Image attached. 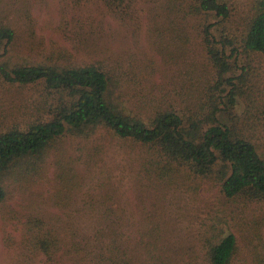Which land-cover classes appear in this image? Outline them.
Returning <instances> with one entry per match:
<instances>
[{"label":"trees","instance_id":"trees-1","mask_svg":"<svg viewBox=\"0 0 264 264\" xmlns=\"http://www.w3.org/2000/svg\"><path fill=\"white\" fill-rule=\"evenodd\" d=\"M44 1L0 0V78L40 87L29 120L0 130V213L9 177L31 180L57 142L89 139L100 128L130 143L138 175L145 171L165 185L180 176L213 179L227 199L264 202V120L255 116V94L264 81V0H251L245 12L231 0H58L53 28L73 47L137 48L136 32L145 24L144 42L157 48L158 58L124 64L105 50L81 63H13L9 52L19 39L20 48L38 53L43 42L35 39L32 10ZM192 48H204L202 62ZM167 59L185 70L177 98L147 88L153 82L146 76ZM192 68L197 72L188 78ZM78 179L65 188L66 200L48 199L65 210L48 212L44 199L40 210L6 219L4 230L9 225L18 238L5 232V253L12 254L5 264H264V243L239 258L234 232L182 241L164 229L157 211L117 206L119 187L101 182L93 188ZM141 183L140 192L148 188ZM85 184L81 196L90 198L76 206L77 188ZM134 214L138 218L130 220Z\"/></svg>","mask_w":264,"mask_h":264},{"label":"rangeland","instance_id":"rangeland-1","mask_svg":"<svg viewBox=\"0 0 264 264\" xmlns=\"http://www.w3.org/2000/svg\"><path fill=\"white\" fill-rule=\"evenodd\" d=\"M231 1L242 12L246 11L251 2V0ZM44 2L45 5H38L32 10L38 22L35 39L43 42L37 49L38 53L28 48H20L23 38L19 39L16 48H11L9 52L13 55V63L23 62L24 58L37 62L81 63L87 61L90 54L102 56L100 52L105 50L113 61L124 64L131 62L133 65H146L158 58L157 48H148L144 42L145 24H142L140 30L136 32V38L139 40L137 48H75L53 28L58 20V0ZM207 20L211 21V17L208 16ZM109 24L116 29L115 22L110 20ZM51 45L54 48H49ZM160 49L166 55L169 54L165 48ZM192 49L198 61L202 62L204 48ZM155 68V73L146 76L147 82L149 79L153 82L151 86H147L149 90L152 87L161 88L174 97L176 92L182 93L178 92L182 89L180 80L185 72L182 66L173 64L171 59H167L166 64L161 62V66ZM192 70L193 73L188 78L193 77L197 72V69L195 71L192 68ZM188 85L189 83H185L184 88ZM39 91V86L8 84L0 78V130L12 124L22 125L28 121L31 116L30 103L37 97ZM183 94L185 97L189 96L187 92ZM255 101V116L264 120V81L256 91ZM243 110V101L242 103L240 101L237 111L242 113ZM129 145L130 143H123L114 138L110 132L100 128L89 139L68 137L57 142L54 148L46 153L43 167L30 176L31 180L17 181L9 177V192L6 204L0 213V264L10 262L12 256L11 252L7 255L5 253L3 245L5 232L10 231L16 239L18 238V233L9 225L4 230L6 219L9 220L17 214L40 210L44 199L46 204L43 206L48 212L58 213L65 210L66 208H58L48 199L54 195L60 200H66L69 193L65 188L82 182L78 179L79 176L87 182L88 187L99 188L101 182L107 186L112 184L119 187L115 199L117 206H122L129 212L135 208H140L141 213L157 211L161 218L163 217L164 229L173 230L174 234L176 231L182 241L184 239L200 241L203 235L211 240L218 239L227 232H234L241 247L239 258L249 255L251 246L264 243V202H247L239 198L227 199L219 192L213 179L198 181L193 176H189L186 180L183 179L184 176H180L178 183L165 185L163 181L145 171L138 175L137 162L128 155L132 150ZM134 149L137 150L135 146ZM139 179L144 186H148L141 192L139 188L142 183ZM182 181L185 182L184 185ZM87 185L77 188L79 199H76V206L81 204L78 201L83 198L89 200L90 196H81ZM92 192L97 191L92 190ZM91 198L96 201L99 196L93 194ZM133 218L137 219L138 216H131L130 220ZM174 239L177 238L174 236ZM259 248L260 246L257 247L258 250ZM245 263L248 264L247 262L243 264Z\"/></svg>","mask_w":264,"mask_h":264}]
</instances>
